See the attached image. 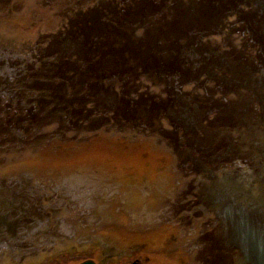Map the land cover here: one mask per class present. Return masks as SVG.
Here are the masks:
<instances>
[{"label": "water", "instance_id": "1", "mask_svg": "<svg viewBox=\"0 0 264 264\" xmlns=\"http://www.w3.org/2000/svg\"><path fill=\"white\" fill-rule=\"evenodd\" d=\"M73 253L264 264V0H0V264Z\"/></svg>", "mask_w": 264, "mask_h": 264}, {"label": "flooded vegetation", "instance_id": "2", "mask_svg": "<svg viewBox=\"0 0 264 264\" xmlns=\"http://www.w3.org/2000/svg\"><path fill=\"white\" fill-rule=\"evenodd\" d=\"M86 261H92L95 264H99V257L94 253L92 254L73 253V254L58 256L54 260H51L45 264H81ZM109 264H151V263L144 261V259L141 257H134V258H125L121 261L112 262Z\"/></svg>", "mask_w": 264, "mask_h": 264}]
</instances>
